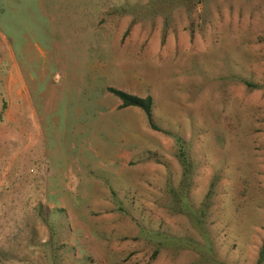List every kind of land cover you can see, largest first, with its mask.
Segmentation results:
<instances>
[{
	"label": "rangeland",
	"instance_id": "obj_1",
	"mask_svg": "<svg viewBox=\"0 0 264 264\" xmlns=\"http://www.w3.org/2000/svg\"><path fill=\"white\" fill-rule=\"evenodd\" d=\"M263 242L264 0H0V264H264Z\"/></svg>",
	"mask_w": 264,
	"mask_h": 264
},
{
	"label": "trees",
	"instance_id": "obj_2",
	"mask_svg": "<svg viewBox=\"0 0 264 264\" xmlns=\"http://www.w3.org/2000/svg\"><path fill=\"white\" fill-rule=\"evenodd\" d=\"M183 3H186L187 6L192 7L193 4H195L196 1H201V0H180ZM115 11V10H114ZM238 80L242 81L246 86L253 88V87H258V84H255L254 82H251L247 79L244 78H239ZM107 90L113 94L114 96H116L120 101L121 104L120 106L124 107V106H132V107H137L140 108L141 110H143V112L146 114L147 116V120L149 125L154 128V129H158V126L154 123L153 119H152V109H153V101L151 96H145V97H141L135 94H131L129 92L123 91L121 89H117L114 87H107ZM176 145L178 147V156L180 157L181 161H183V178L184 180H188L190 178V173L192 172L191 169V162L187 159V150H186V143L185 140L182 139L181 137L174 135L173 136ZM188 182V181H187ZM186 182V184H187ZM183 186V185H182ZM184 187V186H183ZM187 185L185 186V191H181L180 192L183 194V197L185 198L187 196ZM209 197V195L206 196L204 202L202 203V206L197 210L200 211V213L203 215L205 213L206 207H207V203H206V199ZM181 203V200H180ZM198 217V222L201 223V219L199 218L200 216H196ZM158 251V249H156ZM156 251L154 252L153 255H155ZM204 252H202L201 248L199 249V256L200 257H204L205 254H209L208 250L205 249V254H203ZM264 255V242L261 248V257ZM54 257V256H53ZM205 258V257H204ZM53 264H59L56 260L53 261ZM211 262V261H210ZM212 264H222L219 261H214L212 262Z\"/></svg>",
	"mask_w": 264,
	"mask_h": 264
}]
</instances>
